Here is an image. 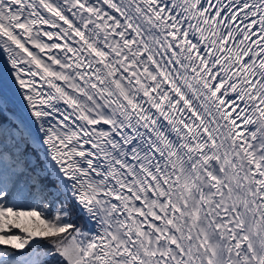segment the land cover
<instances>
[{
  "label": "snow or ice",
  "instance_id": "1",
  "mask_svg": "<svg viewBox=\"0 0 264 264\" xmlns=\"http://www.w3.org/2000/svg\"><path fill=\"white\" fill-rule=\"evenodd\" d=\"M0 264H264V0H0Z\"/></svg>",
  "mask_w": 264,
  "mask_h": 264
}]
</instances>
